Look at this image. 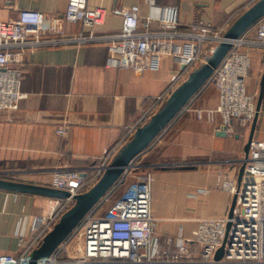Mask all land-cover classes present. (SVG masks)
I'll use <instances>...</instances> for the list:
<instances>
[{"label": "crops", "instance_id": "crops-1", "mask_svg": "<svg viewBox=\"0 0 264 264\" xmlns=\"http://www.w3.org/2000/svg\"><path fill=\"white\" fill-rule=\"evenodd\" d=\"M68 1L5 0L0 18L13 20L20 10H39L58 17L65 36L91 31L102 36L120 32L123 18L116 11L137 4L141 31L165 30L164 20L216 29L229 27L257 0H89V7L107 11L104 22L93 28L65 20ZM255 29L256 25L245 35L254 36ZM46 36L53 37L52 31ZM250 54L247 84L258 102L264 47H254ZM118 57L119 51L103 38L26 49L21 63L26 96L16 109L0 111V178L51 185L55 170L95 164L126 136L181 68L175 57L166 55L158 68L137 72L120 67ZM218 101L216 86L204 85L189 101L191 109L180 112L134 159L118 191L122 193L135 176L151 174L152 212L164 243L180 231L192 236L198 219L225 217L230 212L233 195L218 180L239 183L252 123L234 122L230 135L223 133L219 115L213 122L197 117L195 108L215 107ZM60 126L66 127L64 134L57 132ZM253 138L264 140V93ZM245 177L243 174L240 182ZM202 188L209 192L199 193ZM53 199L0 189V254L19 252L20 238L29 233L31 220L47 216Z\"/></svg>", "mask_w": 264, "mask_h": 264}, {"label": "built area", "instance_id": "built-area-1", "mask_svg": "<svg viewBox=\"0 0 264 264\" xmlns=\"http://www.w3.org/2000/svg\"><path fill=\"white\" fill-rule=\"evenodd\" d=\"M88 1L69 0L65 20L81 22L92 28L102 24L107 11L103 7H89ZM4 2L0 0V9ZM139 11L137 4L117 10L116 13L123 18L122 30L102 36L95 35L94 31L65 36L60 19L39 10H20L13 20L0 18V111L16 109L26 96L22 89L21 63L30 46L84 44L103 38L112 49L119 51L120 67L137 72L156 69L161 57L166 55L175 57L181 64L166 90L98 162L85 169L68 168L53 172L51 186L67 190L70 195L64 199H53L52 210L47 216H35L30 222L27 237L23 235L20 238L19 252L0 254V264H30L31 253L74 205V196L87 191L100 179L120 147L164 104L188 74L205 61L207 50L224 39L228 28L214 29L202 24L182 25L164 20L165 30L141 31ZM49 31L53 33L51 38L46 36ZM254 47H264V18L257 22L254 36L244 34L232 41L231 49L208 81L218 90V104L195 108L199 119L213 122L219 115L226 131H232L234 122L243 126L252 123L258 112L257 100L248 90L247 78L252 66L250 50ZM190 107L188 102L181 112ZM57 132L64 134L66 127L60 126ZM133 166L134 161L72 233L38 264H264V140H251L249 154L245 158L246 177L242 182L229 178L218 180L223 190L236 195L233 215L198 219L192 236L187 237L180 231L169 236L165 243L156 231L158 219L152 212L151 174L135 176L124 191L112 199L124 185ZM200 192L208 193L209 190L202 188ZM223 245L224 253L217 259V251Z\"/></svg>", "mask_w": 264, "mask_h": 264}, {"label": "water", "instance_id": "water-1", "mask_svg": "<svg viewBox=\"0 0 264 264\" xmlns=\"http://www.w3.org/2000/svg\"><path fill=\"white\" fill-rule=\"evenodd\" d=\"M262 18H264V0H257L232 22L224 32V39L214 46L206 60L188 74L187 78L172 91L164 104L152 114L147 122L139 126L133 136L120 147L100 179L87 191L74 196V205L61 216L54 227L45 235L40 246L31 253L30 264H38L41 259L50 256L72 233L86 213L123 177L134 159L150 146L184 106L208 83L215 69L231 49L232 41L243 36ZM263 93L264 74L261 79V92L257 102L258 112L252 121L250 135L244 147L245 154L240 170L239 183L245 173V158L248 157L250 142L254 136ZM222 131L224 134L232 135V132L226 131V126H222ZM0 189L43 195L56 199H64L70 195L67 190L51 185H38L5 178H0ZM235 204L236 195L233 196L229 217L233 215ZM229 227L230 223H228L227 228L229 229ZM223 253L224 245L217 251L216 258L219 259Z\"/></svg>", "mask_w": 264, "mask_h": 264}, {"label": "rangeland", "instance_id": "rangeland-1", "mask_svg": "<svg viewBox=\"0 0 264 264\" xmlns=\"http://www.w3.org/2000/svg\"><path fill=\"white\" fill-rule=\"evenodd\" d=\"M208 51V50H207ZM211 54L210 50L208 51V55ZM211 84V83H210ZM211 86V85H210ZM155 100V99H154ZM162 106V105H161ZM160 106V107H161ZM131 176V175H130ZM119 194H121V192H117L116 195L112 196V199L114 200L117 196H119ZM109 204V203H108Z\"/></svg>", "mask_w": 264, "mask_h": 264}, {"label": "trees", "instance_id": "trees-1", "mask_svg": "<svg viewBox=\"0 0 264 264\" xmlns=\"http://www.w3.org/2000/svg\"><path fill=\"white\" fill-rule=\"evenodd\" d=\"M256 24H257V23H256ZM256 24H255V25H256ZM213 48H214V47H213ZM213 48H212V49H213ZM91 165H92V164H91Z\"/></svg>", "mask_w": 264, "mask_h": 264}]
</instances>
